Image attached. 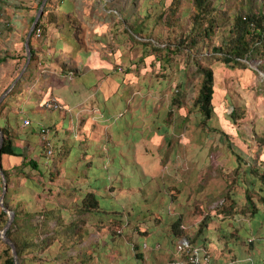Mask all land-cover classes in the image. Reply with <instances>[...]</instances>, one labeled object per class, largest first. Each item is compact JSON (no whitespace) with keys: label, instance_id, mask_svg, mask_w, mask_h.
<instances>
[{"label":"rangeland","instance_id":"374dc122","mask_svg":"<svg viewBox=\"0 0 264 264\" xmlns=\"http://www.w3.org/2000/svg\"><path fill=\"white\" fill-rule=\"evenodd\" d=\"M40 1L42 0H0V57L3 58L2 60L0 59V90L12 84L24 68L26 63V50L24 47L30 23L29 16H37L39 12L38 3ZM59 1L51 0L48 4L49 9L54 12L59 10ZM71 1L73 3V16L78 17L83 24L82 31L85 42L82 41L83 47L81 49H89L87 52L95 53L97 54V58L101 59L99 61H101L102 67H99L101 69L96 71L100 78L104 80L105 72L112 74L114 77H109L114 85V88H110V91H107L109 93L107 96H110L109 101H105V98L103 99L101 92H99L100 94L97 97L94 92L97 91L95 88L91 89V91L87 89L89 92L80 91L77 94L80 96V99L75 101L76 106L72 107V110H74L72 116L74 120H79L80 124L83 121L82 118H92L96 122L98 121L99 124L106 125L105 129L112 132L113 136H116L120 142L124 140L125 135H128V140H130L128 144H131V147L128 146V148L131 154H125L124 157H120L121 163L116 164L114 167L117 169L114 173L115 175L112 174V168L109 173L111 179L117 178L116 182L119 185L123 184L126 188L134 187L135 190L131 191L132 194L136 193L137 188L142 187L141 197L138 198L137 195H134L136 196L135 200H132L131 197L124 199L123 224L126 223L127 225L123 226L122 237L116 240V244L113 247L114 250L119 251L121 254H119L118 258L113 257L115 258L114 261H117L123 255L128 257L132 252L129 238L138 237L135 226H140L142 229L148 228L147 233L149 235L147 238H151L152 236L165 238L164 235L169 236L170 226L166 223L167 217L161 216L162 214H168L169 217L174 218L182 215V223L184 224L182 227L187 228V232L191 235L197 231L201 220L207 212L212 217V221L214 220V223L219 224L223 219L214 210L224 199V195L229 190L232 179L237 178L234 174L235 169L239 168L242 172V181L238 182V186L233 187L238 192L235 196L241 199L242 195L239 194L243 193L245 186L250 185L252 179L258 182V179H255L254 176L250 178V174H248L249 167L255 166L264 170L263 59L259 54L254 53L247 60H244L245 65L240 64L233 68L215 61L213 59V54L216 53L215 48L226 43V40L220 36V29L213 38L204 39L203 46L199 50L194 48L183 49L182 47V53L177 52V55L174 56L175 60L179 62L168 63L167 61H163L162 65L164 67H162V65L155 64L157 63L155 62L156 56L159 55L158 51H154L149 48L150 45L142 43V41H135L130 37L126 24L122 22L125 16L122 13V8L127 7L130 9L129 12H126V15H131V5L134 4L132 2H135L133 8L135 9L136 7V12L140 10V6L145 9L146 11L142 14H149V18L145 22L146 28L144 31V34H147V40L150 39L157 42L160 38L162 41L161 45H165L166 42L177 41L181 37L180 34H177L176 30L172 32V29L165 26L167 17L165 0ZM212 1L219 8H223L227 4V1L229 6L234 4L233 0ZM47 2L48 0H46ZM154 3H161V6L155 7ZM241 4L244 7L252 6L255 8L254 11L264 12V0H242ZM21 7H25V9H19ZM45 12L46 10H43L40 14V18H43V21L46 19ZM228 12L230 14L237 12V6L233 5ZM142 14L141 17H143ZM126 23L128 27H131L133 18L128 19ZM61 28H63L62 25H52L48 29V33L43 31L41 37H36L35 41L38 44L44 43L43 47L46 48V50H43L45 56L44 54H40L41 57L43 56L42 60L50 59L52 61L54 51L48 49L44 39L55 37ZM182 33L183 37L185 31ZM136 38L141 39L140 35L136 36ZM147 46L148 48L146 49L145 47ZM89 55L86 56V60H92L93 56H95L93 54ZM4 56L6 59H4ZM143 56L149 60L150 64L147 60L142 62ZM195 56L201 58V62L208 63L207 61H209V64L213 65L215 70L214 83L216 93L214 114L212 119L208 121L210 129H206L201 124V117L197 116V112L190 111L187 115L188 107L191 108L190 104L196 97L198 90V75H195V69L192 67V58ZM36 64L35 69H33L35 85L31 82L30 95H28V85L24 87V105L31 104L33 107L25 111V113L20 112V115L14 117L15 124L21 126L22 134H25L23 137L26 138L22 142V150L26 155H30L32 148L31 156L40 152L39 148L36 149L40 145L39 139L36 140V145L29 144L27 140L28 135L31 134V130L41 124L48 126L49 124L57 123L58 126L64 120V114L62 113L64 111L62 107L64 103L61 102L63 104L61 105L54 96L50 97L48 95V90L51 87L56 90L63 85L57 79L59 76H56L58 67L53 62L49 64L38 61ZM116 66L119 67L115 71ZM178 66H180L179 69ZM84 70L86 71V69ZM128 71L130 72L127 73ZM191 71L194 73V77L190 74ZM163 72L169 73L168 77L163 78ZM94 78L92 73L89 72L80 80H76L75 78L69 80L71 81L72 88L80 90V88H85L84 83H79L80 81L85 80V82L92 83ZM116 80L120 82L123 80L124 85ZM105 81H101V83ZM178 84H182L185 90L184 100L181 103L186 106V109H182V106L179 109L172 101V91L175 90ZM15 92L16 97L19 98L18 88H16ZM65 93L72 99L73 96L67 90ZM30 96H33V99ZM38 96H43V99L39 101L37 99ZM44 96L47 97L44 98ZM83 97L87 99V102L84 104H82L84 101L82 100ZM46 99L50 100V104L57 103L60 106V110H55L48 103L45 104L44 100ZM14 104L15 107L18 106V104ZM104 104L109 105L108 107H104ZM70 105H72V102ZM150 105H153V112L148 114L147 109ZM233 109L236 112L235 116L232 117L230 114ZM169 110H171L170 114H168ZM26 118L30 120V124L28 123L25 126L24 119ZM137 127L143 130V138L138 139L139 144H135L130 138V134ZM211 128L227 131L230 141L234 143V150L244 157L240 164H238L235 154L231 152L232 149L230 150L226 143L222 141V134ZM74 130L76 129L74 128ZM156 131L163 134L162 137L159 136L160 146L154 144L150 139L152 135H157H155ZM73 138L74 136L71 137V139ZM73 141L76 143L75 139ZM52 145L55 147L56 141ZM73 146L75 148V144ZM54 151L55 148H53ZM161 155L165 156L166 159L163 165L161 164ZM72 156H75V154ZM124 159L123 167L122 161ZM60 167H63L61 170L64 171V165L62 164ZM133 169L134 173H132ZM26 170H28V167ZM19 172V169L14 168L9 169L8 172L11 177V185L17 188L14 189L17 200L14 199L13 206H16L18 202H22L23 200L26 203V208L34 213L37 211V208L34 210L32 207V201L35 197L32 198L31 194L35 193L26 185L28 181L25 178L26 176L19 174ZM34 178H37L36 172ZM55 182V187L56 185H63L64 177L61 180L56 179ZM97 184L101 186L103 179L99 180ZM159 189L164 190V193L175 194V201L167 203L166 198L161 196L158 199V197H155ZM101 192L105 196L102 189ZM117 192L116 190V194ZM1 193L2 185L0 183V196ZM253 197L255 201L258 200L256 196ZM123 198H125V194L117 196V200L120 203H122ZM258 206L264 210V204L259 203ZM247 216L248 214H236V224L242 226ZM174 218H170V220ZM90 219L88 230L91 234L87 241L83 243V246L87 247L95 243L99 246L105 239L109 241L107 228L104 227L102 229L103 232L102 230L93 229L90 225L92 224L91 221L97 222L98 219L96 217H91ZM166 240L165 238L158 241L161 248L156 250L153 264L163 261L162 259H164L166 252L164 249L166 247L164 246ZM211 242L216 243L213 238H211ZM179 245H182V243L179 242ZM3 248L4 246L0 243V262L2 261ZM209 249H211V255L214 257L220 254L215 245L209 246ZM75 251L71 253H75ZM148 251L150 250L144 251L145 257H147ZM53 252L54 249L50 251L52 256L54 255ZM47 253L49 251L43 253V258H46L44 254ZM101 254L103 255V253ZM179 254L183 257L182 252H179ZM180 260H177V262ZM203 261L205 262V260ZM109 262H111V259L105 255L103 261L96 262V264H110ZM204 262L202 264H205ZM19 263L21 264L20 260ZM46 264H49V262H46Z\"/></svg>","mask_w":264,"mask_h":264},{"label":"trees","instance_id":"16d2710c","mask_svg":"<svg viewBox=\"0 0 264 264\" xmlns=\"http://www.w3.org/2000/svg\"><path fill=\"white\" fill-rule=\"evenodd\" d=\"M42 1L38 3V9ZM241 1L233 0L234 4L231 6L228 5L227 1V4L223 8H219L212 0H165V12L167 16L165 26L172 29V32L176 30L178 32L177 34L181 35L179 40H173L170 43L166 42L165 45H161L162 41L160 38L157 42L151 41L150 39L147 40V34H144V31L146 28L145 22L148 20L149 14L143 15L142 13L146 10L141 8V6L140 10L136 12V7L135 9L133 8L135 2H132L134 4L131 5V15H126V12L130 11L129 8H122V13L125 14L122 22L126 24L128 34L133 40L138 42L142 41V43L150 45L149 48L152 50L159 52L160 56L157 55L155 61L157 63L154 62L156 65H162L165 61L168 63L176 62L177 60H175L174 56L177 55V52L182 53L185 48L199 50L203 46L204 39L213 38L221 29L220 36L226 40V43L215 48L216 53L213 54V59L233 68L240 64L245 65L244 60H247L254 53L259 54L264 61V12L254 11L255 8L252 6L244 7ZM50 2L51 0H48L43 8V10H46L45 21H43V18H40L30 37L32 50L30 64H28L26 71L18 79L14 88L0 103V128L5 136L4 145L1 150V164L8 184L5 194V205L15 211V219L7 230V235L15 243L21 264H41L42 262L43 264H46V262H49V264H96V262L103 261L105 255L111 259L110 264H115V262L116 264H153V260L156 257V250L161 248V246L155 247V244L159 243V240L166 238L167 240L164 246H167L168 249L175 250L177 249V241L184 237L189 240L192 248L199 249L198 252L202 261L203 259H208V264H221L218 261L223 256H228L231 259L234 258L232 254L234 244H243L252 249L256 245L254 239L256 241L263 240L264 210L258 204H264V170L255 166L249 167L248 174H250V178L254 176L255 179H258V182L252 179L251 184L246 185L243 193L239 194L242 195L241 199L235 196L238 192L233 189L234 186L239 185L238 182L242 181V172L239 168H236L234 174L237 178L232 179L229 190L224 195V199L214 210L223 221L219 224L214 223L215 221H212V217L207 212L201 220L197 231L191 235L187 232V228L182 227L184 225L182 223V215L174 218L169 217L168 214H162L161 216L167 217L166 223L170 226L169 236L164 235L165 238L156 236L147 238L149 235L147 233L148 228L142 229L140 226H135L138 237L129 238L132 252L128 257L123 255L117 261H114L115 258L113 257L118 258L120 252L114 250L113 247L116 244V240L122 237L123 226L127 225L126 223L123 224L124 199L131 197L132 200H135L136 196L134 195H137L138 198L141 197L142 187L137 188L136 193L132 194L131 191L135 190L134 187L126 188L123 184L119 185L116 182L117 178L111 179L109 173L112 168V174L115 175L114 173L117 169L114 167L116 164L121 163L120 157H124L125 154H131L128 148V146L131 147V144H128L130 142L128 135H125L124 140L120 142L116 136H113L112 132L105 129L107 127L106 125L99 124L98 121L96 122L92 118H82L83 121L80 124L79 120H74L72 116L74 114L72 107H75V101L80 99V96L77 95L80 91L86 92L89 89L91 91V89L95 88L97 91L94 92L97 97L100 94L99 92H101L103 99L105 98V101H109L110 96H107L109 94L107 91H110V88H114L109 77H113V75L105 72L104 80L100 78L96 71L101 69L99 67H102L101 61H99L101 59L99 57L97 58V54L87 52L89 49H81L83 47L82 41L85 40L82 31L83 24L78 17L73 16L72 1L60 0V9L55 12L49 9L48 4ZM233 5L237 6V12L230 14L228 11ZM154 6L159 7L161 3H154ZM19 9L23 10L25 7ZM141 14L143 17H141ZM35 17L29 16L30 23L27 33ZM130 18H133V24L131 27H128L126 22ZM52 25H62L63 28L59 29L55 37H47L44 39L48 49L54 51V56L52 57V61L50 59L42 60L43 56L41 57L40 54H44L45 56L43 50H46V48L43 47L44 43L41 42V44H38L35 40L36 37L42 36L43 31L48 33V29ZM183 31H185V35L182 37ZM138 35H140L141 39L136 38ZM24 48L26 50V46ZM145 48L147 49L148 46ZM89 54L95 55L92 60H86V56ZM145 56H143L142 62L147 60ZM0 59L2 60L3 58L0 57ZM4 59H6L5 56ZM25 59L27 60V52ZM200 59L197 56L192 58V67L195 69V75H198V90L196 97L190 104L191 108L188 107L187 115L190 111L197 112V116L201 117V124L206 129H210L208 121L212 119L214 114V99L216 93L214 83L215 70L213 65L209 64V61L206 60L208 63H205L201 62ZM38 61L49 64L53 62L58 67L56 76H59L57 79L63 85L56 90L51 87L48 90V95L50 97L54 96L61 105L64 103L62 106L64 108V111H62L64 120L58 126L57 123L49 124L50 126L41 124L31 130V134L27 137L28 142L34 137H38L40 140V145L38 146L40 150L39 158L35 159L33 156L26 155L22 150V142L26 138L23 137L25 134H22L21 126L15 124L14 117L20 115V112L25 113V111L33 107L31 104L24 105V87L28 85L27 90L28 95H30L31 82L35 85L33 69H35V64ZM147 61L149 62V60ZM115 64L117 65V63ZM149 64L147 63V65ZM112 65L115 66L114 64ZM118 67H115V71ZM162 67L164 66L162 65ZM262 67L264 68V65ZM89 72L95 77L92 83L82 80L79 83H84L85 88H80V90L72 88L69 79L75 78L76 80H80ZM190 74L193 77L195 76L192 71ZM168 75L169 73H162L163 78L168 77ZM101 81L105 82L101 83ZM116 81L124 85L123 80L122 82ZM10 85L0 90V96ZM16 88H18L20 94L19 98L16 97ZM66 90L73 96L72 99L65 93ZM172 92L173 104H176L179 109H181V106L183 107L182 109H186V106L181 103L185 96V90L182 84H178ZM96 96L95 98H97ZM30 97L33 99V96ZM46 97L44 96V98ZM37 99L41 101L43 96H38ZM82 100H84L82 104L87 102V99L84 97ZM48 101L50 100H44L45 104ZM71 102L72 105H70ZM14 103L18 104V106L15 107ZM82 104L80 103V105ZM108 105L104 104V107H108ZM55 110L60 109L57 108ZM106 110L109 111L108 108ZM152 112L153 105H150L148 106L147 113L150 114ZM235 112V109H233L230 115L232 117L235 116ZM170 113L171 110L168 111V114ZM110 114L113 116L112 113ZM211 129L222 134V141L226 143L230 150L232 149L231 152L235 154L238 164H240L244 157L234 150V143L230 141L227 131ZM43 130L48 131L47 141L42 138ZM142 131V128L137 127L130 134V138L135 144H139L138 141L143 138ZM155 135H152L150 139L154 144L160 146L159 136L162 137L163 134L156 131ZM72 136H74L73 139H71ZM74 139L76 143L73 141ZM54 141H56L55 147L52 145ZM73 144H75V148ZM49 148L52 149V154H48ZM53 148H55L54 152ZM73 154L75 156H72ZM11 157L18 158L19 162L11 161ZM161 157V164L163 165L166 159L165 156L161 155ZM124 162L125 159L122 161L123 167ZM62 164L64 165V171L61 170L63 167H60ZM27 167L28 170H26ZM13 168L19 169V174L26 176L25 178L28 179L26 185L35 193L31 194L32 198L35 197L32 201V207L34 210L37 208V211L34 213L26 208V203L23 200L22 202H18L16 206H13L14 199L17 200L14 189L17 188L11 185V177L9 176L10 173H8L9 169ZM35 172L37 178H34ZM132 173H134V169ZM61 177H64V184L56 185L55 187L56 179ZM101 179H103V184L99 186L97 183ZM0 183L3 189L1 176ZM101 189L105 196H103ZM116 190L118 191L117 194ZM121 194H125L122 203L117 200V196ZM161 196L166 198L167 203L174 202L176 199L175 194L164 193V190L159 189L155 197L160 199L159 197ZM253 196H256L258 200L255 201ZM103 203L104 205H102ZM238 213L248 214L242 226L236 224L237 220L235 215ZM102 214L104 216H100ZM91 217L98 219L97 222L91 221L92 224L90 225L93 229L102 230L104 227L107 228L109 241L105 239L99 246L95 243L94 245L84 247L83 243L90 236L88 223ZM170 218L174 219L170 220ZM7 220L8 214L0 206V231L5 226ZM211 238L216 243H212ZM251 238L252 240H250ZM0 243L4 246L0 264H15L11 246L4 242L1 236ZM212 245H215L216 249L220 251V254L213 258L211 249H209V246L211 247ZM52 249H54L53 256L50 254ZM74 250H76L75 253H71ZM145 250H150L148 251L147 257L144 255ZM45 251H49V253L44 254L46 258H43ZM104 253L106 254L104 255ZM182 255L181 260L189 259V256L185 252H182ZM174 258L169 252L168 262Z\"/></svg>","mask_w":264,"mask_h":264},{"label":"crops","instance_id":"0c3cea01","mask_svg":"<svg viewBox=\"0 0 264 264\" xmlns=\"http://www.w3.org/2000/svg\"><path fill=\"white\" fill-rule=\"evenodd\" d=\"M36 140H38V137L32 138L30 140L29 144L36 145ZM36 149H38V147ZM32 150L33 149L31 148L30 156L32 155ZM33 158L38 159L39 154L35 153V155H33ZM10 159H11V161L16 162V163L19 162V159L16 157H11ZM62 178L63 177L59 178V180H61ZM90 234H91V232H90ZM254 242H257V244L254 245V247L252 249L246 247L243 244H234V246L232 248V254L234 255V258L231 259L228 256H223L218 262L221 264L222 263L223 264H241V263H244V264H264V239L261 241L254 240ZM159 246H160L159 243L155 244V247H159ZM164 249L166 250L165 255H164L165 257H164V259H162L163 260L162 263L158 262V264H171L173 262H176V260H180L181 256L179 254L178 249L171 250L170 248L168 249L167 246ZM169 252L175 258L168 262ZM161 255H163V253H161ZM213 257L214 256H212V258ZM203 260H205V262L204 261H202V262H204L205 264H208V259H203ZM211 261H212V259H211Z\"/></svg>","mask_w":264,"mask_h":264},{"label":"water","instance_id":"95a60500","mask_svg":"<svg viewBox=\"0 0 264 264\" xmlns=\"http://www.w3.org/2000/svg\"><path fill=\"white\" fill-rule=\"evenodd\" d=\"M46 3V0H43L41 3V6L39 8V12L37 14V16L35 17V20L32 24L31 29L29 30V32L27 33L26 39H25V46H26V52H27V60L26 63L24 65V68L22 69V71L20 72L19 76L14 80V82L9 86V88H7V90H5L1 96H0V103L2 102V100L6 97V95L14 88L16 82L18 81V79L22 76L23 72L26 70L30 60H31V56H32V50H31V46H30V37L31 34L35 28V25L37 24L39 18H40V14L43 11L44 5ZM4 140H5V136H4V132L1 130L0 128V176L2 178V182H3V189H2V193L0 196V206L1 208L8 214V220L5 224V226L3 227V229L0 231V236L2 238V240L4 242H6L8 245L11 246L12 248V252H13V256H14V260H15V264H20L19 260H18V255H17V250H16V246L15 243L12 241V239L10 237H8L7 235V230L10 228L11 224L13 223L14 219H15V211L13 209L8 208L5 205V194L8 188V184H7V178L6 175L2 169V164H1V150L2 147L4 145Z\"/></svg>","mask_w":264,"mask_h":264},{"label":"built area","instance_id":"2783aa9c","mask_svg":"<svg viewBox=\"0 0 264 264\" xmlns=\"http://www.w3.org/2000/svg\"><path fill=\"white\" fill-rule=\"evenodd\" d=\"M47 103L49 105H51L54 109H57V108L60 107L57 103L50 104L49 101ZM29 122H30L29 119H27V118L24 119V125L25 126L28 125ZM42 138L45 141L48 140V131L47 130H43ZM48 154H52V149L51 148H49ZM179 242H181L182 245H179ZM177 249H178L179 252H185L189 256V259L188 260H181V261H178V262L176 261V262H173L171 264H177V263L178 264H202V260H201L200 254L198 252V248H192L191 245H190V242H189V240L187 238L184 237V238H181L178 241Z\"/></svg>","mask_w":264,"mask_h":264}]
</instances>
